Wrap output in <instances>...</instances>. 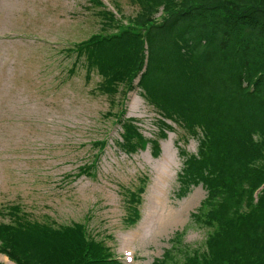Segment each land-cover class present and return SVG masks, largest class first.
I'll return each instance as SVG.
<instances>
[{
	"label": "trees",
	"instance_id": "1",
	"mask_svg": "<svg viewBox=\"0 0 264 264\" xmlns=\"http://www.w3.org/2000/svg\"><path fill=\"white\" fill-rule=\"evenodd\" d=\"M91 3L102 8L103 27L67 48L77 56L70 71L84 58L87 73L102 78L100 92L113 100L135 91L139 77L141 94L160 115L163 138L175 126L186 137H203L178 174V197L192 186L205 189L203 218L196 216L212 232L207 250L185 252L173 264H264V190L253 197L264 172L248 169L264 158V0H133L139 9L129 18H118L99 0ZM123 117L122 151L146 150L137 120ZM154 144L158 157L162 147ZM143 190L129 191L132 203L141 202ZM93 241L85 224H0V248L17 264H122L103 241ZM173 253L165 250L153 264H168Z\"/></svg>",
	"mask_w": 264,
	"mask_h": 264
},
{
	"label": "rangeland",
	"instance_id": "2",
	"mask_svg": "<svg viewBox=\"0 0 264 264\" xmlns=\"http://www.w3.org/2000/svg\"><path fill=\"white\" fill-rule=\"evenodd\" d=\"M109 2L125 18L139 9L133 0H107L103 3L110 11ZM101 9L91 0H0V224L30 221L57 229L85 224L94 243L103 241L128 264L123 238L139 230L157 169L169 155L176 166L167 186L168 205L180 221L165 234L164 223L158 232L138 238L131 264H153L167 249L175 252L168 259L173 264L185 252L207 250L212 232L196 216L203 218L205 189L192 186L186 197H178V174L203 137H186L175 126L163 138L160 115L141 94L139 77L135 91L113 100L100 92L102 78L96 71L87 73L84 58L70 71L77 56L67 48L101 32ZM124 113L137 120L148 139L146 150L137 147L133 155L122 151ZM150 140L153 150L155 140L161 144L158 157L151 153ZM101 141L107 146L96 145ZM248 169L262 176L264 158ZM141 187V202L132 203L129 191ZM188 197L195 203L183 209ZM218 202L219 197L213 204ZM136 213L141 217L133 222ZM9 257L0 248L1 264H17Z\"/></svg>",
	"mask_w": 264,
	"mask_h": 264
},
{
	"label": "bare ground",
	"instance_id": "3",
	"mask_svg": "<svg viewBox=\"0 0 264 264\" xmlns=\"http://www.w3.org/2000/svg\"><path fill=\"white\" fill-rule=\"evenodd\" d=\"M175 166L176 161L169 155H166V157L162 159L161 166L157 169V175L148 197V210L143 221L139 225V230L133 234H128L123 238L122 247L125 249V252L130 251L131 247L134 246L138 238H145L149 236L150 233L161 230V228L164 227V223L166 226L162 232L163 234L168 232V226L180 221V219H174L170 215V207L168 205L167 196V186L172 173L171 169H173ZM191 199L192 197H188L185 200L183 209H188L190 207L192 208L195 201L192 205ZM173 212H175L174 208Z\"/></svg>",
	"mask_w": 264,
	"mask_h": 264
}]
</instances>
